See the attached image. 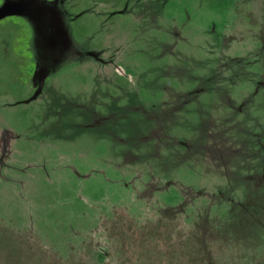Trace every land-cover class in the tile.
<instances>
[{
  "label": "rangeland",
  "instance_id": "374dc122",
  "mask_svg": "<svg viewBox=\"0 0 264 264\" xmlns=\"http://www.w3.org/2000/svg\"><path fill=\"white\" fill-rule=\"evenodd\" d=\"M4 1L0 264H264V0Z\"/></svg>",
  "mask_w": 264,
  "mask_h": 264
},
{
  "label": "crops",
  "instance_id": "0c3cea01",
  "mask_svg": "<svg viewBox=\"0 0 264 264\" xmlns=\"http://www.w3.org/2000/svg\"><path fill=\"white\" fill-rule=\"evenodd\" d=\"M35 1L34 6L31 4V2ZM47 1L44 0H5L4 1V8H2L3 10H23V7L27 6V8H29L30 10H33V12H36L37 16H45L46 20H44V22L39 23V21H33L30 20L28 18H26L27 21H30L32 24V32L34 34V31H36V29H41L43 25H45V28H48V26H50V21L48 22V19H52V17L54 16L53 14V8H50L47 5ZM1 10V9H0ZM44 23V24H43ZM95 47V45H93Z\"/></svg>",
  "mask_w": 264,
  "mask_h": 264
},
{
  "label": "trees",
  "instance_id": "16d2710c",
  "mask_svg": "<svg viewBox=\"0 0 264 264\" xmlns=\"http://www.w3.org/2000/svg\"><path fill=\"white\" fill-rule=\"evenodd\" d=\"M158 224H150V225H145L142 227L138 228L137 231V238L138 240H143V236L146 235V233L149 231L150 228H155L157 227ZM149 228V229H148ZM113 234L119 230L122 231V229L114 223V226L112 228ZM124 235V234H123ZM192 238H185V239H179L177 240V264H192L193 261V256L194 254L190 252L189 246H191L192 243ZM187 246L188 249L185 248ZM144 264V263H143Z\"/></svg>",
  "mask_w": 264,
  "mask_h": 264
}]
</instances>
